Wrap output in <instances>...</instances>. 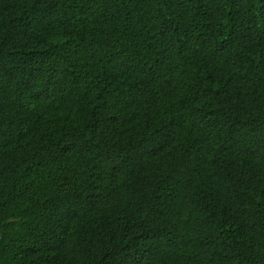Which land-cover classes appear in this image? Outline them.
Here are the masks:
<instances>
[{
    "label": "trees",
    "instance_id": "trees-1",
    "mask_svg": "<svg viewBox=\"0 0 264 264\" xmlns=\"http://www.w3.org/2000/svg\"><path fill=\"white\" fill-rule=\"evenodd\" d=\"M0 264H264V0H0Z\"/></svg>",
    "mask_w": 264,
    "mask_h": 264
}]
</instances>
